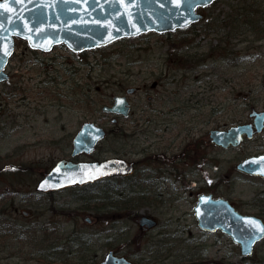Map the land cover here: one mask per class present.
Returning a JSON list of instances; mask_svg holds the SVG:
<instances>
[{"label": "rangeland", "instance_id": "obj_1", "mask_svg": "<svg viewBox=\"0 0 264 264\" xmlns=\"http://www.w3.org/2000/svg\"><path fill=\"white\" fill-rule=\"evenodd\" d=\"M198 12L203 19L190 27L83 53L65 45L37 52L16 40L10 78L0 83V208L8 210L2 220L25 235L0 238V264L88 263L110 250L135 264H264V240L242 258L228 235L203 232L193 210L206 192L244 214L264 213V183L235 168L255 151L251 143L236 149L207 144L199 164L181 157L191 138L208 140L211 129L248 121L250 105L263 108L264 0H217ZM136 86L141 90L129 96L135 118L150 119L153 108L164 112L156 117L161 140L148 139L155 140L146 170L128 180L37 192L38 181L61 159L121 158V127L132 129L102 108ZM180 102L184 117L165 125L167 111ZM85 122L104 126L107 136L93 153L72 157L73 138ZM182 128L191 129L188 140ZM143 214L158 220L152 231L138 226Z\"/></svg>", "mask_w": 264, "mask_h": 264}, {"label": "water", "instance_id": "obj_2", "mask_svg": "<svg viewBox=\"0 0 264 264\" xmlns=\"http://www.w3.org/2000/svg\"><path fill=\"white\" fill-rule=\"evenodd\" d=\"M215 0H0V82L8 79L5 68L14 52L15 38L28 42L33 49L50 51L65 44L73 52H83L107 46L125 37L155 31L164 33L198 22L202 15L199 7L211 5ZM103 111L127 115L123 97L114 98L111 107ZM247 126H231L211 131L214 144L223 148L237 146ZM106 131L94 123H86L73 141V156L91 153ZM264 156L250 157L236 165L240 172L264 178ZM134 166L124 159L113 157L103 161L73 162L62 159L42 178L36 187L47 193L68 187L83 186L98 180L128 176ZM201 229L209 232L221 230L240 246L241 256L247 257L264 239V221L256 216L237 211L228 200L202 194L194 207ZM255 221V224L251 223ZM155 226V220L143 216L141 224ZM132 264L112 252L96 264Z\"/></svg>", "mask_w": 264, "mask_h": 264}, {"label": "flooded vegetation", "instance_id": "obj_3", "mask_svg": "<svg viewBox=\"0 0 264 264\" xmlns=\"http://www.w3.org/2000/svg\"><path fill=\"white\" fill-rule=\"evenodd\" d=\"M159 86V82H154L153 87L157 89V87ZM141 90V87H128L125 89V93L121 94V95H117V96H121L125 99L126 101V107L128 108V113L127 115H121V121H124V126H130L131 127V131L129 132V129H127L126 127H121V144H122V156L121 158L124 159L128 164H132L134 166V170L135 172L132 175L129 176H125V177H121V180H128L132 177H134V175L137 173V171L139 170H146V166L148 165V159L150 158L149 156V151L152 147V144L154 142V140H161V138L155 136V132L158 131L157 125H159L158 121L156 120V117H158L159 115H161V113L164 114L163 111H160V109L158 108H153V113H155L153 115V117H151L150 119L146 120V119H142L141 118H135L133 116V107H132V103L131 100L129 98V96H131L134 93H137ZM116 96L113 97V99ZM155 96H150V100L154 99ZM185 109H187L182 102H180L176 107H171L169 109V111H167L166 113V118L164 119L165 125L169 126V122H173V120L175 118H182L184 117L185 114ZM250 114H249V119L248 121L245 122H235L231 125H225L223 128L218 127V128H214L211 129L209 131V135H208V140H206V136L202 137V138H191L190 140H188V137L190 136L191 133V129L189 128H182L181 133L184 132V136L185 139L188 140L186 142V144L184 146L181 147V157L184 158L185 160H191L194 161V163L199 164L201 163L203 160H205V154L201 153V147H205V145H209V146H213V147H218V148H222L221 146H217L216 144H214L212 142L211 139V131L213 130H224L227 129L231 126H240V125H245L247 126V132L245 134H243V136L241 137V141L239 142V144L237 146H229L228 148H224V149H230V148H239L240 146H245L247 144L251 143V147H254L255 151H252L249 153V155L245 156L243 159H241L238 163H240L242 160L246 159V158H250V157H258V156H264V106L262 109L257 110L255 108V106L250 105ZM140 119H142L143 121H140ZM184 121V120H183ZM111 122L113 124L118 122V118L117 117H113L111 119ZM181 125H185L183 123H181ZM151 128V130H149L148 127ZM168 129V128H167ZM154 134V135H153ZM153 136L155 137V139H153L151 142L148 141V139ZM142 141H145L144 144L146 145L145 148H139V145ZM258 142V144H256ZM152 152V150H151ZM131 154H133V156H137L140 155L142 157V159H137V160H133L130 158V156H132ZM148 154V155H147ZM165 157V156H164ZM237 163V164H238ZM236 164V165H237ZM141 167H145L144 169H140ZM237 170V169H236ZM238 171V170H237ZM240 174L245 175V176H249V177H253V178H257L259 179L261 182L264 183V178L261 176H255V175H249L243 172L238 171ZM54 193V192H53ZM206 193V192H205ZM205 193H201V194H205ZM262 196H264V191L262 192ZM200 194V195H201ZM213 194V193H211ZM214 198H219L216 197L213 194ZM199 197V195H198ZM198 197H197V201L198 202ZM230 203L233 205V203L230 201ZM196 205V204H195ZM234 206V205H233ZM235 207V206H234ZM236 208V207H235ZM237 209V208H236ZM194 210V208H193ZM238 210V209H237ZM262 212H264V209H262ZM242 213V212H241ZM244 214V213H242ZM245 215H252V216H256L261 218L264 221V213H260V214H245ZM143 216H147L149 218H152L153 220H155V226L153 228H148V225L145 223L144 225L141 224V219ZM195 216V213H194ZM196 218V217H195ZM137 223L138 226L140 227L141 231L143 232H148V231H152L153 229H155L158 226V220L151 216V215H146L143 214L141 216H139L137 219ZM197 220V219H196ZM87 221L89 223L90 219L88 218ZM198 223V220H197ZM199 226V224H198ZM200 228V226H199ZM201 229V228H200ZM203 232L206 233H216V232H220V231H216V232H209V231H205L203 229H201ZM112 252L115 256L121 258L124 257L126 258L128 261H130L132 264H135L134 261H131L129 258H127L124 255H120L115 253L116 251L110 250L108 251L104 258L102 259H94L91 262L88 263H75V264H96L99 262H102L105 258L106 255L108 253ZM115 264H118L117 262H115Z\"/></svg>", "mask_w": 264, "mask_h": 264}, {"label": "trees", "instance_id": "obj_4", "mask_svg": "<svg viewBox=\"0 0 264 264\" xmlns=\"http://www.w3.org/2000/svg\"><path fill=\"white\" fill-rule=\"evenodd\" d=\"M8 210L5 208H0V238H4L5 240H8L10 238L13 239H21L24 237L25 234H23V229H17L15 226V223L10 221L9 218H5L2 220L4 216V213H6ZM9 222V223H3V222Z\"/></svg>", "mask_w": 264, "mask_h": 264}, {"label": "snow or ice", "instance_id": "obj_5", "mask_svg": "<svg viewBox=\"0 0 264 264\" xmlns=\"http://www.w3.org/2000/svg\"><path fill=\"white\" fill-rule=\"evenodd\" d=\"M0 7H6V5H0ZM261 159H264V158H261ZM251 223L255 224V221H251ZM260 231L264 232V227H262Z\"/></svg>", "mask_w": 264, "mask_h": 264}]
</instances>
